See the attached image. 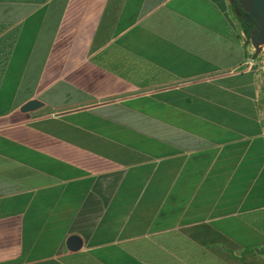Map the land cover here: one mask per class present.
Listing matches in <instances>:
<instances>
[{
    "label": "crops",
    "instance_id": "crops-1",
    "mask_svg": "<svg viewBox=\"0 0 264 264\" xmlns=\"http://www.w3.org/2000/svg\"><path fill=\"white\" fill-rule=\"evenodd\" d=\"M250 38L232 0H0V264H264Z\"/></svg>",
    "mask_w": 264,
    "mask_h": 264
},
{
    "label": "water",
    "instance_id": "water-1",
    "mask_svg": "<svg viewBox=\"0 0 264 264\" xmlns=\"http://www.w3.org/2000/svg\"><path fill=\"white\" fill-rule=\"evenodd\" d=\"M238 8L236 13L238 17L250 24L254 25L251 32L250 43L254 49L252 60L262 53L264 49V0H236ZM242 11V14L239 12ZM42 106L37 100L27 103L23 108V112H29ZM68 248L72 251H78L83 246V241L80 237L74 235L68 240Z\"/></svg>",
    "mask_w": 264,
    "mask_h": 264
},
{
    "label": "trees",
    "instance_id": "trees-1",
    "mask_svg": "<svg viewBox=\"0 0 264 264\" xmlns=\"http://www.w3.org/2000/svg\"><path fill=\"white\" fill-rule=\"evenodd\" d=\"M232 3H233V5H234L235 9L238 8V3H237L236 0H232ZM239 12L242 14V11H239ZM240 21H241V23H242V26H243L244 29L246 30V32H247L248 34L251 35V32H252V30L254 29V25H253V24H250V23H248V22H245V21H243V20H241V19H240Z\"/></svg>",
    "mask_w": 264,
    "mask_h": 264
},
{
    "label": "bare ground",
    "instance_id": "bare-ground-1",
    "mask_svg": "<svg viewBox=\"0 0 264 264\" xmlns=\"http://www.w3.org/2000/svg\"><path fill=\"white\" fill-rule=\"evenodd\" d=\"M262 52H264V49H263V51Z\"/></svg>",
    "mask_w": 264,
    "mask_h": 264
},
{
    "label": "built area",
    "instance_id": "built-area-1",
    "mask_svg": "<svg viewBox=\"0 0 264 264\" xmlns=\"http://www.w3.org/2000/svg\"><path fill=\"white\" fill-rule=\"evenodd\" d=\"M251 45V43H249ZM262 54V53H261Z\"/></svg>",
    "mask_w": 264,
    "mask_h": 264
},
{
    "label": "rangeland",
    "instance_id": "rangeland-1",
    "mask_svg": "<svg viewBox=\"0 0 264 264\" xmlns=\"http://www.w3.org/2000/svg\"><path fill=\"white\" fill-rule=\"evenodd\" d=\"M263 55H264V52H263Z\"/></svg>",
    "mask_w": 264,
    "mask_h": 264
},
{
    "label": "flooded vegetation",
    "instance_id": "flooded-vegetation-1",
    "mask_svg": "<svg viewBox=\"0 0 264 264\" xmlns=\"http://www.w3.org/2000/svg\"><path fill=\"white\" fill-rule=\"evenodd\" d=\"M237 9V8H236Z\"/></svg>",
    "mask_w": 264,
    "mask_h": 264
}]
</instances>
